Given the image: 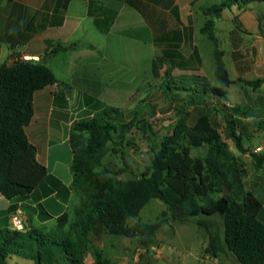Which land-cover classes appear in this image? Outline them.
<instances>
[{
  "label": "trees",
  "instance_id": "1",
  "mask_svg": "<svg viewBox=\"0 0 264 264\" xmlns=\"http://www.w3.org/2000/svg\"><path fill=\"white\" fill-rule=\"evenodd\" d=\"M255 3L264 0H226L203 9L207 20L202 33L216 42L211 18H219L232 6L243 8ZM96 23L99 25L100 21L96 19ZM66 50L64 46H55L49 56ZM157 63L170 70L167 59H154V77H159ZM215 75L224 87L233 83L221 59L217 61ZM263 83L264 79L247 82L254 88ZM54 84L59 81L46 64L20 62L0 66V194L9 201H25L48 177L25 128L34 116L35 93ZM203 92L225 98L222 89L208 84ZM222 118L226 124L224 136L207 116H201L194 126L179 120L160 142L151 167L139 179L128 181L118 176L129 170L125 149L133 144L135 120L125 121L119 109L110 107L76 122L70 135L73 182L69 190L79 196L78 204L57 218L42 209L45 220L55 222L53 228L45 230L27 224L23 232L0 230V264H7L13 256L34 264H55L59 257L68 264H84L89 252L94 254V264H113L92 244V233L101 224L109 235L147 244L165 220L134 226L129 222L152 200L165 204L175 221L199 219V225L210 233L207 254L216 259L225 255L237 264H264V224L258 219L262 205L246 189L247 170L227 141H233L241 154L248 150L232 115L223 112ZM141 127L143 132L152 131L147 122ZM254 127L261 131L264 122ZM197 151L201 152L194 154ZM110 155L119 157L127 169L106 166ZM252 158L260 169L264 153H252ZM17 211V206L9 209L10 214ZM211 219L219 220L220 225L216 227Z\"/></svg>",
  "mask_w": 264,
  "mask_h": 264
},
{
  "label": "crops",
  "instance_id": "2",
  "mask_svg": "<svg viewBox=\"0 0 264 264\" xmlns=\"http://www.w3.org/2000/svg\"><path fill=\"white\" fill-rule=\"evenodd\" d=\"M225 1L0 0V66L28 56L39 59L33 64L49 66L59 81L35 93L34 116L25 128L48 177L23 202L0 194V230L12 229L11 206L18 207L29 227L42 228L55 223L45 220L42 209L57 218L75 205L76 195L69 190L73 125L128 97L132 81L122 74L121 61L202 60L207 20L202 10ZM211 19L219 44L236 58L257 61L258 78L264 79V3L232 6ZM58 45L67 50L49 56ZM249 160L245 187L260 201L258 219L264 224V163L257 169ZM14 257L7 264H17Z\"/></svg>",
  "mask_w": 264,
  "mask_h": 264
},
{
  "label": "rangeland",
  "instance_id": "3",
  "mask_svg": "<svg viewBox=\"0 0 264 264\" xmlns=\"http://www.w3.org/2000/svg\"><path fill=\"white\" fill-rule=\"evenodd\" d=\"M204 43L202 60H174L170 63V70L168 66L157 63L159 77L153 76L151 59L121 61L122 74L127 80L131 79L132 91L127 92L126 98L123 93L125 100H113V106L106 107L119 109L125 121L134 119L137 126L132 130L133 144L125 149L129 170L118 176L119 179H139L151 167L164 136L179 120L194 126L201 116H207L224 136L226 124L222 113H230L236 121L237 132L248 153L241 154L231 140L227 143L241 163L248 168L252 153H256L255 148L264 149V128L260 131L254 127L264 122V88L261 90L260 87L254 88L247 84L259 80L262 70L257 69V61L249 62L232 56L224 44L210 41L207 35ZM218 59H221L229 79L233 82L227 87L222 86L215 75ZM207 84L222 89L225 98L204 93V86ZM181 87L188 90L180 89ZM144 122L151 125L152 131L146 129L144 133L141 130ZM105 165L115 170L127 169L120 158L114 155L108 156ZM75 197L77 205L79 196L76 194ZM159 219H164L165 223L147 244L138 239L109 235L101 224L91 235L92 244L102 250L105 258L113 264H237L225 255L216 259L207 254L210 233L199 225V219L175 221L171 218L168 207L159 200H152L129 225L153 224ZM209 221L214 222L216 227L220 225L217 219ZM52 224L45 225L42 229L53 228L55 223ZM214 231L215 227H212L210 232ZM13 259L17 264H34L22 258ZM94 263L93 252L87 253L84 264ZM55 264L68 262L59 257V262Z\"/></svg>",
  "mask_w": 264,
  "mask_h": 264
},
{
  "label": "built area",
  "instance_id": "4",
  "mask_svg": "<svg viewBox=\"0 0 264 264\" xmlns=\"http://www.w3.org/2000/svg\"><path fill=\"white\" fill-rule=\"evenodd\" d=\"M38 61H39V59L33 60L28 56L14 57L11 60L10 65L20 63V62L31 63V62H38ZM256 151L260 152V149H257ZM10 225H11L12 230L23 232L26 230L27 222H26V219L24 218V216L22 214L15 212V213H11V215H10Z\"/></svg>",
  "mask_w": 264,
  "mask_h": 264
},
{
  "label": "water",
  "instance_id": "5",
  "mask_svg": "<svg viewBox=\"0 0 264 264\" xmlns=\"http://www.w3.org/2000/svg\"><path fill=\"white\" fill-rule=\"evenodd\" d=\"M226 194H229V191L228 190H226Z\"/></svg>",
  "mask_w": 264,
  "mask_h": 264
}]
</instances>
